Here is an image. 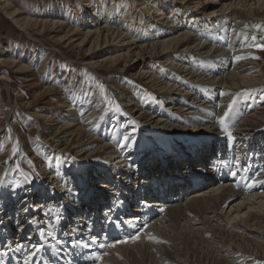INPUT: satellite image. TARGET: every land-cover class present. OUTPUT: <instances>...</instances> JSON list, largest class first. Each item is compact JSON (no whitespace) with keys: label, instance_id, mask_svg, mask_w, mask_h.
Wrapping results in <instances>:
<instances>
[{"label":"bare ground","instance_id":"bare-ground-1","mask_svg":"<svg viewBox=\"0 0 264 264\" xmlns=\"http://www.w3.org/2000/svg\"><path fill=\"white\" fill-rule=\"evenodd\" d=\"M124 1H141L130 20ZM175 1L178 6L161 0L87 2L74 29L56 17L57 10L52 18L31 20L57 43L88 46L83 55L91 59L83 62L82 85L95 75L104 77L99 71L104 64L133 71L160 102L127 103L135 116L118 109L105 126L110 112L103 113L89 131L86 125L103 103L95 93L87 101L80 95L60 103L56 119L28 113L42 138L40 121L48 119L66 138L63 149L76 142L70 148L83 159L72 171L37 169L45 180L41 188L32 184L14 192L7 182L8 193L0 195V253H6L0 264H24V253L41 241L44 248L31 264H46L47 257L53 264H122L125 258L140 264L146 257L151 264H264V62L254 61L252 46L264 42V0ZM8 8L0 0V12L25 28V19ZM9 51L0 52V81L6 87L10 78L1 65L26 69ZM8 104L0 119L11 121L15 113ZM225 111L222 129L217 121ZM125 136L131 137L126 143ZM53 139L43 148L65 158L52 152L63 151ZM193 177L202 181L191 185ZM114 192L122 193L125 203L108 213ZM43 226L56 233L59 244L40 235ZM94 237L97 242L91 243ZM18 244L25 246L20 252Z\"/></svg>","mask_w":264,"mask_h":264},{"label":"rangeland","instance_id":"rangeland-1","mask_svg":"<svg viewBox=\"0 0 264 264\" xmlns=\"http://www.w3.org/2000/svg\"><path fill=\"white\" fill-rule=\"evenodd\" d=\"M6 1L9 4L8 10L16 11L18 13L17 18L25 19L26 22L25 28H21L17 24L15 25L12 20L8 19L5 14L0 12V52H2L4 48L9 49L11 58H14V60L19 63L22 62V64L26 66V69L25 72L20 73L15 72L7 65H1L5 68V70L3 69V73L5 74L7 71L5 75L10 78V81L8 82V87L0 81V116L8 109L9 101L12 102L15 114L13 115L14 117L12 116L11 121L5 117L0 119V176H3L4 172V175L7 173V176H5L3 180L5 187L0 188V195L8 193L6 189L7 182L9 185L22 183L26 176L31 177L30 182L22 183L21 188L18 189H13L11 187L10 190L14 192L15 190H23L32 184L38 187L42 186L45 180L41 178L37 169L47 168L49 170L60 171V169H63L64 171H72L82 164L83 158L81 159V157L75 156L73 153V149L75 148H70L76 146V142L72 143L69 149H63L65 144H62L67 142L66 138L63 137V139L61 134L59 135V133L50 126L48 119L44 121L42 119L40 121V128H44L46 131H44L45 137L42 138L36 127L37 120L34 117H30L28 113L32 114L37 111L44 112L43 114L50 116L49 118L56 119V114L61 110L58 107L60 103H68V99L69 103L74 102L76 99H79L80 95L84 96V99L87 101L92 99L95 93L99 95L100 99H103V103L100 106H96L97 109L94 111L95 115L91 119L92 121H90L92 124L89 122L86 125L89 131L90 129L88 127L91 128L94 126V122H100V116L103 113L110 112V118L108 117V122L105 126H110L111 115L118 114V109L120 112L122 111V113L135 116L133 113L134 109L132 112V109L129 110L125 108L124 105L127 103L142 105V103L150 102L152 99L160 102V97L156 96L155 90L153 88L151 89L144 81L135 79L132 75L133 71L124 70L122 72L116 67L110 68L104 66V64H101L99 67V69H101L99 71L104 77H101L99 74L98 76L95 75L88 86L82 85V77L84 76V68H82L83 62L91 59L83 55L88 51V46L77 49L73 48L72 45L65 46L64 44L57 43L54 37H52L53 34L48 32L46 28H44L43 32H38L39 29H36L33 26V21H31L52 18L51 13L57 10L59 16L56 17L62 18L61 20H63L64 24L74 29V27L79 24L84 3L90 2L92 5L100 3L105 6H110L114 0ZM161 1L168 5H179L175 0ZM138 2L141 1L122 2L121 7L123 13H125V16L129 17V20L131 18L130 15H133L134 9L139 11ZM86 10L89 12L90 8H86ZM200 12L201 10H198L196 16H199ZM238 12L241 15V10ZM192 14H195V12H192ZM258 15L261 14L258 13ZM120 17H116L117 22L121 21ZM241 17L243 16L241 15ZM129 20L123 23L128 25ZM258 24L262 25L261 23ZM119 26L121 27L122 23H120ZM65 30H67V28L63 31ZM134 32L135 30L130 31V35H134ZM63 33L64 32H62V34ZM91 51L99 52V50L95 49ZM109 52L110 54L114 53L113 51H108V53ZM253 57H258L254 58V61L258 63L264 62V49H256L254 47ZM105 77H108L111 81L108 82ZM261 86L260 90L264 88V85ZM44 87H50L51 90L45 92L47 94H44L42 91ZM53 137H55V139H53L55 141L54 143L60 144V146H50L49 148L55 147L57 149H63L61 152L59 150H54L52 152H57L58 156L62 154L65 158L61 156V158L55 157L53 154H48V152L45 151L44 148L46 147L44 146L48 147V143L51 142V138ZM84 142H86L85 139L79 141L80 144ZM77 148H79V146H77ZM91 149L92 148L86 150V154L90 152ZM46 150L48 149L46 148ZM72 158L76 159L73 160ZM84 162L88 164L91 162V159L85 160ZM232 205H234V203ZM124 260L121 261L122 264L129 261L133 263L134 261L131 258H128L127 261L126 258ZM45 261L46 264H53L51 263L53 261H51L50 257L45 258ZM58 263L59 262H54V264ZM140 264H151V262H149L146 257V261Z\"/></svg>","mask_w":264,"mask_h":264},{"label":"snow or ice","instance_id":"snow-or-ice-1","mask_svg":"<svg viewBox=\"0 0 264 264\" xmlns=\"http://www.w3.org/2000/svg\"><path fill=\"white\" fill-rule=\"evenodd\" d=\"M257 27H259V25H257ZM253 47L255 48H258V49H264V42L262 43H257V44H253L252 45ZM244 57L242 56H237L235 57L236 60H240V59H243ZM254 58H258V57H254ZM229 107V110L231 109V105L228 106ZM229 115V112L228 111H225L223 116H220L219 119H218V123L220 124L221 128L223 129V126H224V122H225V118ZM124 141L125 143L131 139L130 136H125L124 138ZM73 160H75V158H72ZM238 163V161H237ZM233 175H235V173H233ZM30 179L31 177L30 176H26L24 181L22 183H28L30 182ZM22 183H16L14 185H10V187H12L13 189H18V188H21L22 186ZM2 187H5L4 185V182H3V178H0V188ZM122 196V193H119V192H114L113 193V199H114V203L109 206L108 208V213H111L113 208H119L121 206H123V204L125 203V200L124 199H120V197ZM24 211L27 212L29 211L28 208H24ZM49 216L51 217V213H49ZM61 217L59 215L55 216V220H59ZM106 219L108 218L107 216L105 217ZM29 224H39L40 221H37V220H29L28 221ZM51 224V220L49 221V225ZM18 231H22L23 230V226H19ZM40 235L43 237V236H47L50 240H55L57 244L60 243V241L58 240L57 236H56V233L51 230V228L49 226H43L40 228ZM137 237H132V239H136ZM97 240L96 238L94 237L91 241V243H96ZM74 244L76 245H79V246H83V247H89L90 245L87 243V242H83V241H74ZM104 245L101 244V247H103ZM0 247H4L2 245H0ZM25 247L23 245H17L15 251L17 252H20L21 249ZM44 248V243L43 241H41L40 243L38 244H33L31 248L28 249V251L26 253H24V264H31L32 261L35 260L36 256L41 252V250ZM3 254H6V253H0V255H3Z\"/></svg>","mask_w":264,"mask_h":264}]
</instances>
